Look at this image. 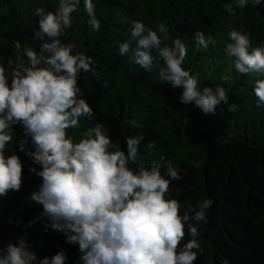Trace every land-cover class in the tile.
I'll return each mask as SVG.
<instances>
[{"label":"trees","instance_id":"obj_1","mask_svg":"<svg viewBox=\"0 0 264 264\" xmlns=\"http://www.w3.org/2000/svg\"><path fill=\"white\" fill-rule=\"evenodd\" d=\"M232 2L93 0L100 21L99 32H94L87 23L84 0H80L71 14V26L60 37L95 61L91 65L94 71H82L78 77V86L94 118L88 121L82 117L80 128L67 130L73 141L78 142L85 129L99 123L112 141L109 151L127 154L126 137L142 135L135 164L129 167L135 170L157 164L161 175L168 179L166 163L171 162L182 179L170 181L166 198L179 202L181 216L188 205L208 198L214 201L206 221L195 224L201 248L193 249L197 251L194 264H264V108H257L253 92L255 81L262 77L256 72H236L233 58L224 52L231 43V30L248 35L249 52L264 47V0L258 6L249 0L245 8L234 7L235 15L226 10ZM58 4L59 0H0V38L19 42V46L14 44L15 51L4 52L2 65L9 81L11 68L7 61L27 63L25 49L40 50L42 42L34 39L36 8L55 12ZM137 20L153 30L164 23L170 36L179 37L186 45L182 67L198 78L199 90L220 84L228 94L227 103L221 102L214 115H205L193 104L180 103L182 87L174 89L162 82L158 70L146 71L131 63L127 55L121 56V43L135 46L131 28ZM197 30L215 44L201 49L194 41ZM165 43L171 46L172 40ZM225 76L230 79L222 83ZM232 103L237 105L235 112L228 111ZM10 131L13 142L6 146L5 156L18 155L23 174L20 190L0 197V250L9 241L16 244L24 237L38 258L63 250L67 255L65 264H82L78 245L66 243L62 233L45 231L40 221L28 226L43 211L41 204L30 199L42 178L29 169L39 171L41 166L28 155L34 148L22 125H14ZM153 141L155 147L148 148ZM184 231L181 248L192 239L187 223Z\"/></svg>","mask_w":264,"mask_h":264},{"label":"clouds","instance_id":"obj_2","mask_svg":"<svg viewBox=\"0 0 264 264\" xmlns=\"http://www.w3.org/2000/svg\"><path fill=\"white\" fill-rule=\"evenodd\" d=\"M248 3L233 0L226 10L235 15L234 7L245 8ZM251 3L258 6L261 0ZM79 4L80 0H59L55 12L36 8L34 39L42 42L39 52L27 49V63L13 64L9 59L10 81L0 65V197L21 188V159L15 154L5 156L6 146L13 142L10 129L20 124L34 148L28 155L41 166L39 171L34 167L29 171L42 178L30 199L41 204L43 211L28 226L40 221L45 231L62 233L66 243L78 245L82 264H194L197 251L193 249L201 248L195 224L206 221L214 201L208 198L188 205L181 216L179 202L166 198L170 181L182 179L171 162L166 163L168 179L161 175L157 164L135 170L129 167L135 164L142 135L126 137L127 154L109 151L112 141L104 133L103 124L85 129L78 142L68 135V129L80 128L82 117L88 121L94 118L78 86V77L82 71H94L91 65L95 61L60 39L71 26V14ZM84 9L87 23L99 32L93 0H84ZM155 29L133 21L131 37L135 46L123 42L119 54L127 55L131 63L146 71L155 68L160 80L172 88L182 87L180 103L193 104L203 114L214 115L217 106L228 101L225 88L217 84L214 89L199 90L198 78L182 67L186 45L179 37L172 38L164 23L155 25ZM228 37L231 43L224 52L233 58L235 71L244 75L256 72L262 77L255 81L253 92L257 108H264V47L249 52V37L241 31L231 30ZM169 39L171 46L165 43ZM194 41L204 50L215 44L199 30L194 33ZM14 44L19 46V42ZM228 79L222 77V83ZM236 109L235 103L228 106L230 112ZM147 147L154 148L155 141ZM186 223L192 239L181 248ZM66 260L63 250L38 258L24 237L16 244L9 241L0 250V264H65Z\"/></svg>","mask_w":264,"mask_h":264},{"label":"rangeland","instance_id":"obj_3","mask_svg":"<svg viewBox=\"0 0 264 264\" xmlns=\"http://www.w3.org/2000/svg\"><path fill=\"white\" fill-rule=\"evenodd\" d=\"M27 49L29 48H26L25 51ZM9 50L15 51L13 42L9 39L0 38V65H2L4 61V52Z\"/></svg>","mask_w":264,"mask_h":264}]
</instances>
